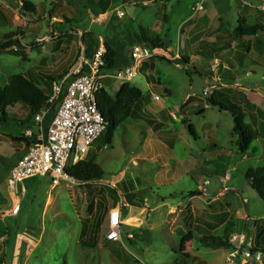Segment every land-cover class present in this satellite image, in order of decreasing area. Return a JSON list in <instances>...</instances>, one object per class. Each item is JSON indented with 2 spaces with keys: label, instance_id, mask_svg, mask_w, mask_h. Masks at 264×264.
I'll list each match as a JSON object with an SVG mask.
<instances>
[{
  "label": "rangeland",
  "instance_id": "1",
  "mask_svg": "<svg viewBox=\"0 0 264 264\" xmlns=\"http://www.w3.org/2000/svg\"><path fill=\"white\" fill-rule=\"evenodd\" d=\"M30 1L39 8L36 14L22 12L20 0H0V41L7 43L15 38L19 39L26 50L25 58L6 52L0 53L1 88L12 75L34 70L43 57L47 58L46 66L49 70L63 76L76 64L81 53H86L87 48L82 45L80 38L84 33L83 27L89 24L92 41L96 39V34L107 36L104 25L90 22L88 17L83 22L80 21L81 23L73 16L72 20L75 21H63V9L56 0ZM72 1L82 8L81 0ZM197 1L175 0L165 11L169 22L161 21L163 26L157 32L162 38H169L174 48L179 47L180 25L190 15L191 7ZM177 3H180V8L175 7ZM134 7L141 14L133 24L139 21L152 25L155 18H159L145 13L143 8L146 6ZM153 7L150 4L147 10ZM49 9L51 15H48ZM206 11L208 19L205 18L204 29L199 32L194 15L195 19H192L196 20V24L185 35L190 39L187 40L188 48L186 49L185 42L180 43V53L193 58L192 63L189 66L187 64L188 74L179 69L183 64H171L168 60L156 58L154 76L160 78L162 85L172 87L173 100H180L178 95L181 93H190L193 94L192 97L200 98V103L205 104V99L215 91H223L230 97L238 88H243L264 110V62H260L261 66L247 68L241 65V62L246 63L247 58L256 60L258 55L264 56V31H259L256 38L231 36L239 17L243 18L245 26L257 23L264 26V0H203V9L199 12ZM20 30L23 32L22 37L19 36ZM215 33L228 36L232 41L231 46L223 49L222 41L215 42ZM199 39H202L200 44ZM58 42L61 45L54 49L53 45ZM195 43L198 45L196 48ZM7 49H14V46ZM115 62L118 66H124L129 64L130 59L120 52ZM249 70L250 73H247ZM147 71L152 69L148 68ZM142 74L143 69L130 82L140 86L144 100L148 101L154 93L149 92ZM205 87L211 91L208 95L203 94ZM154 90L164 101L163 89L156 85ZM6 110L12 117L0 126V264H222L227 248L208 247L199 237L212 235L224 238L225 227L216 231H203V225L197 220H208L204 214L208 208L207 202L217 198L230 204V211L234 216L231 230L240 228L247 241L253 245H258L257 241L264 235V225L261 224L264 220L252 221L254 218L264 217V202L249 186L244 176L248 169L263 163L264 141L259 142V139L264 138V121H260L257 127L261 138L254 140L248 149L249 153L243 156L232 142V118L229 114L219 113L216 109H209L204 115L194 113L187 118L194 127L196 139L187 129H181L178 135L184 140L174 139L170 150L160 144L155 145V151L162 154L163 158L153 162H133L132 157L136 149L141 147L140 140L143 138L142 121L127 119L116 128L109 145L102 138H98L85 157L86 160L92 159L103 170L102 179L78 182L70 178L71 180L52 186L49 177L35 175L20 182L16 191H11L8 186V173L24 152V143L14 142L10 137L18 138L27 130L16 121L27 119L28 111L21 103ZM203 121L212 123L216 142L227 150V154L222 155L225 174L220 179L221 185L213 189L211 196H204V202L196 195L191 200V207H174L162 212L160 217L163 220L164 216L168 219L164 220L166 228L162 229L158 221L146 217L147 209L152 208L155 203L160 204L162 197L170 203L187 204L190 197L188 193L200 190L199 183L203 180L202 175L197 174L200 169L192 168L191 173L183 172L191 168L184 161L187 147H191L192 153L209 148L207 136L200 134L198 130ZM252 149L254 152L250 153ZM206 178H211L209 181L213 182V177ZM121 179L131 187L136 199L143 201L142 204H136L134 212L138 218L137 226L143 227L145 221L146 225L139 230L124 226L121 240L114 241L106 236L108 223L105 220L99 232L95 231L94 223L97 217L102 215L104 218L105 214L100 210L99 202L112 205L108 186ZM15 192L19 200V210L16 213L12 211L17 198ZM122 208L124 216H128L125 207ZM237 210L244 212L236 214ZM83 222L86 223L83 237L86 245L79 242ZM151 224L155 225L151 227ZM183 224L192 230V238L186 239L187 237L179 233L184 227ZM233 231L225 236L229 238ZM128 232L133 237L126 235ZM192 255L199 256V259H191Z\"/></svg>",
  "mask_w": 264,
  "mask_h": 264
},
{
  "label": "crops",
  "instance_id": "2",
  "mask_svg": "<svg viewBox=\"0 0 264 264\" xmlns=\"http://www.w3.org/2000/svg\"><path fill=\"white\" fill-rule=\"evenodd\" d=\"M28 1H30V0H28ZM174 1L175 0H81V2L83 4L82 8H81V7L76 6L72 0H62V3L57 2V0H56V3H58V6L62 5L65 8H67L66 9L67 16L71 20H72V16H73V18H75V20H77L78 22H80V21L83 22L88 17V18H90V22L96 23L97 25H101V26L104 25V29L107 31V36H101L100 34H96L94 37V39L95 38L96 39L94 41H92V39H91V36H92V30L90 28L91 24H89V26H87V27H83L84 33H89L85 37L86 42H87V46H85L87 48L85 55L87 57H91L93 50L98 47V45H99L98 38H102L103 41L108 42L110 44V46L116 52L115 58L118 55V53H120V52L124 53L126 56L129 57L128 51L133 45H136V44L143 45V41H142V38L140 35L139 28H144L147 30V31L142 33L147 40L153 39L156 35L158 38L165 41V46H161L158 48L167 50L168 54H169L168 57L165 56V58H162L161 56H153L150 59H148L147 61L143 62L141 65H139L138 69H137V73L138 72L140 73L141 69L144 70V74H142L143 78L146 81V85L148 86L149 92L154 93V95L151 98H149L148 101H145L144 95H142V98L139 100V102L137 104V108L135 110L134 117L129 118V120H141L142 121L141 129L143 130V132H141V135L143 138L140 140L141 147L136 149V151H135L136 153L132 157L133 162H137L140 160L147 161V162H153V161L159 160L160 158H163L162 154L155 151V149H154L155 145L160 144L162 147H166V148H168V150H170L171 145L174 142V139H176V138L181 139V137L178 135V133L181 129L182 130L187 129L188 133L191 136H193L194 139H196V132H195L194 127L191 124V122L190 123L188 122L189 120H188L187 116L192 115L194 113H199V114L204 115L207 112V110H209V109H211V110L216 109L219 113H221V111H219L218 108L210 106L209 104H207L208 98L205 99V104H203L202 102L201 103L199 102V101H201L200 98L192 97L193 94H190V93H185V94L181 93L180 95H178L179 96L178 98L180 100H178V99L173 100L172 99L173 98L172 87L167 86V85H162L160 83V78L154 76V71L156 70V62H157L156 58L168 60V62L171 64H174L175 63L174 61H177L178 63H176V65L179 63L182 64L183 58L188 60V66L192 63L193 58L191 59L187 54L180 53V51L182 50L180 43H181V41L185 42L186 43L185 47L187 49L189 46L187 44V40H190V39H188L187 38L188 36H185V35H187L188 32L191 31L192 25L195 26V24L197 22L199 32H201L204 29L203 24H204L205 20L208 19V18H206V16H208L206 14L207 11L204 13H201L202 12L201 11L199 13L197 12L198 14L197 13L195 14V18L197 19V21H196V20H194L195 19L193 17L194 14H192V11H191L190 15L187 17L185 22L182 25H180L179 47L174 48L172 46L169 38L168 39L162 38L159 35V33L157 32V29L160 30L161 27L163 26L162 22H164V23L169 22V18H168L165 11H167V7L169 5L172 6V4H174ZM51 2H53V1H51ZM31 3H33L35 5L37 12H38V9H39L38 6L34 2H31ZM150 4H153L154 7H153V9L147 10ZM179 4L180 3H177L175 5V7L178 6L180 8ZM138 5H142V7L146 6L145 8H143V10H146L144 12L147 13L149 16L154 15L155 17H159V18L158 19L155 18L152 25H148L145 23L143 24V23H140L139 21L137 24H133V22L135 21L137 16H139L141 14L140 11L136 12L134 10V8H135L134 6H138ZM70 10H71V12H70ZM118 12H122L123 16L119 17L117 15ZM192 18H194V19H192ZM75 20L73 19L72 21H75ZM192 21H194V22L196 21V22L194 23ZM214 36H215V39H214L215 42L222 41V48L223 49H227L231 46L230 45L229 47H227L226 42L220 39L221 36H224L230 40V38L228 36H226L224 34H218V33H215ZM231 36L234 38L232 32H231ZM201 40L202 39H199V44H200ZM126 43H128V44L126 45ZM231 44H232V41H231ZM53 46H55V45H53ZM147 47H149V46H147ZM194 47L196 48V47H198V45L194 46ZM149 48H151V47H149ZM175 55H178V57L176 58ZM192 55H194V53H192ZM115 58H114V62H115ZM173 58H175V59H173ZM260 62H264V56L258 55L256 60L247 58L246 63L241 62V65L244 66L245 68L250 67V66H261ZM127 65H124V66H127ZM114 66H115V69L119 68V67H123L121 65L118 66V64L116 62L114 64ZM188 66L182 67V68L178 67V68L182 69V70H186V68ZM148 68H151L152 71H147ZM250 71L251 70H249V72H247V73H250ZM137 73H136V75H137ZM132 79L128 80V82L131 83L130 81H132ZM123 82H125V81H120V80L116 79L113 75H108V76L104 77V79L102 80V83H103L102 87L110 95H114V94H116L120 85ZM131 84L140 88V86H138V84H135V83L134 84L131 83ZM156 85H159L163 89L164 97H165L164 101H162V97L159 94H156V92H153V91H155L154 89L156 88ZM235 86H237V85L235 84ZM237 90L238 91L237 92L235 91L234 95H232V96L230 95V97H228L227 93H225L223 91H215V93H213L214 99L216 100V102H223L227 98L231 99V100L239 101L240 97H242V95H244L246 97L247 102L254 104L258 109L262 110V108L259 105H257L250 98L249 94L246 93L243 90V88H238ZM155 96H159L160 99L155 100L154 99ZM170 100H171V102H170ZM243 107L245 109H247V106H243ZM262 111L264 112V110H262ZM249 116H251V119L255 125L254 127H256V129H257L258 123H260V121L263 122V120L260 118V116L256 110L250 111ZM249 116L246 115V117H245V121L248 124H250ZM48 120H49V115L45 116L42 119L41 126L45 127L48 123L47 122ZM188 125H191L193 133H191L189 131ZM212 127H213V125L209 121H203L198 126L199 133L200 134L204 133L207 136V139L209 142L208 143L209 148L207 150L202 149V150H199L195 153H192L193 151H192L191 147H187L188 152H187V149H185L187 157L184 159V161L188 163L187 167H191V168H189V170L186 169L183 173H191L192 168L193 169H197V168L200 169V171L197 174L202 175L201 177L203 180H202V182L199 183L200 190L197 191V193H198L197 197H201L200 199L203 202H204V198H205L204 196H211L213 189L220 187V185H221L220 179L223 178V176L225 174V172H223V168H224L225 163H224V159L222 158V155L227 154V150H225V148L220 147L218 145V143L216 142L215 134H213V132H212ZM29 130H31L32 132L36 131V128H34V124L31 127V129H29ZM25 137L28 138L30 141H32L31 144L35 141V139L32 137H27V136H25ZM232 138H233V136H232ZM259 138H261V136H258L257 140ZM181 140H184V139H181ZM261 141H264V138L259 139V142H261ZM232 142L234 143V139L232 140ZM27 147L24 145V152L26 151ZM137 150H139V151H137ZM22 154H21V156H22ZM243 156H245V155H243ZM17 160H16V162H17ZM190 163H192V165H190ZM9 172H10V170H9ZM8 176H9V173H8ZM206 176L213 177L214 179H213V182L210 181L209 185L205 188V190H203L202 189V188H204L203 183L206 179H208V178H206ZM210 179H208V180H210ZM110 188L116 189V194H117V199H118L116 203L120 202L122 204V206L125 207L124 209L126 210V213L128 215V216H124L123 208H121L122 218H124V219L127 218V221L125 222V224H123L121 226V235H122V228L124 226L134 227L136 230L143 228L146 225V221H145V225L143 227L137 226L136 220L138 218L134 212V209H136V204L138 202L140 204H142L143 201L140 199H138V200L136 199V196L133 193V190H131V187H129L126 184V182L122 179L119 180L118 182L111 183ZM190 193L191 192L188 193L189 196H190ZM195 196L196 195L190 196L189 200H188L189 202L187 204H184V205L178 204V203L177 204L170 203L167 199H165V197H162L160 199L161 200L160 204L155 203L152 206V208L147 209L146 217L149 219L153 218L156 221H158L159 222L158 224H160L162 226V229L166 228L165 227V221H167L168 219L164 216V220H165L164 221L160 217L161 213L165 212V211H169L174 207H181V206L182 207H191L190 206V205H192L191 200ZM16 201H19L18 197L15 198L14 202H16ZM115 204H112L111 206H107L105 203H102L100 210L102 209L105 213L104 218L102 217V215H100V217H99L102 219V222H104V220H105V222L107 223L108 216H109V210L112 207H114ZM229 205L230 204L227 201H225V203H223L220 201L219 198H217L213 201H210L209 203L207 202L208 208H206V212L204 214H206V217L208 218V220L202 222L201 220L197 219L199 221L198 223H201L203 225V228H205V229L202 228V230L203 231L204 230H206V231H214L215 230L216 231L219 228L225 227V230H224L225 235H227L230 231H233V230H231V227H232L233 222H234V216L230 211L231 208ZM242 212H244V211H242ZM242 212H241V210H237L235 213L236 214H242ZM237 218H239V217H237ZM128 219L130 220V222H128ZM254 219L255 220H252V221L255 222L257 220H264V217L260 216L259 218H254ZM195 220H196V218H195ZM102 222H101V225L104 224ZM256 224H257V222H256ZM261 224L264 225V223H261ZM94 225H95V223H94ZM154 225L155 224H151V227H153ZM183 225H184V227H182L179 230V233H182V235L185 238L187 237L186 239L192 238L193 237L192 230L190 231L189 229L186 228L185 224H183ZM94 229H95V227H94ZM94 229H93V231H94ZM100 230H101V228H100ZM188 231H189V233H188ZM235 231H237V232H235ZM190 232H191L192 236L190 235ZM234 232L237 234L244 235V233H241L242 230L240 228H237V229L235 228L234 231L231 233L234 234ZM80 233H81V231H80ZM129 233H131V232H128L127 234H129ZM199 234H200V232L197 233V235H199ZM233 234H230V236ZM187 235H190V236H187ZM79 236H80V234H79ZM132 236H133V234H132ZM203 236H208V235H201V237H203ZM230 236H229V238H230ZM201 237H199L200 240H201ZM79 242H80V240H79ZM257 242H258L257 244L259 246L264 247V235H263L262 239L260 241H257ZM227 252H228V249L226 250V253ZM226 253H225V255H226ZM225 255H224V257H225ZM184 256H187V255H184ZM194 257H199V256L192 255L191 259H194ZM195 260H197V259H195Z\"/></svg>",
  "mask_w": 264,
  "mask_h": 264
},
{
  "label": "built area",
  "instance_id": "3",
  "mask_svg": "<svg viewBox=\"0 0 264 264\" xmlns=\"http://www.w3.org/2000/svg\"><path fill=\"white\" fill-rule=\"evenodd\" d=\"M202 9L203 0H198L191 7L194 15ZM117 15L121 17L123 13L118 12ZM98 43L91 57L81 53L76 64L53 83L49 102L54 109L51 112L42 111L35 116L36 131H24L25 136L32 137L35 141L10 169L8 186L11 191H16L20 182L35 175L49 177L52 186L71 180L66 168L85 159L94 142L105 131V122L96 103V93L102 88L104 77L113 75L120 81L131 80L143 62L153 56L169 55L165 49L136 44L128 51L130 62L127 66L106 70L103 39L98 38ZM210 92L208 87L203 90L204 95ZM154 99L158 100L160 97L155 96ZM47 115L49 120L43 127L41 121ZM209 183L208 179L204 181L203 190ZM121 208L122 204L118 202L109 210L106 232L109 240H121V226L126 222L122 218ZM18 210L19 203L13 212ZM127 235L133 237L132 234ZM229 241L232 247L228 249L223 264H264V250L256 248L244 235L234 233Z\"/></svg>",
  "mask_w": 264,
  "mask_h": 264
},
{
  "label": "trees",
  "instance_id": "4",
  "mask_svg": "<svg viewBox=\"0 0 264 264\" xmlns=\"http://www.w3.org/2000/svg\"><path fill=\"white\" fill-rule=\"evenodd\" d=\"M21 1V11L27 14H36L37 9L33 3L28 0ZM57 2L62 3V0H57ZM61 7V18L63 21L72 22V20L67 16V11L64 6ZM71 12V10H70ZM48 15H51V10L48 11ZM140 35L143 41V45H147L151 48L165 46V41L158 38L156 35L153 39L147 40L143 32L147 31L144 28H139ZM259 31H264V26L262 24H254L251 26H245V22L242 17H239L234 27L232 34L234 38H243L244 36H251L256 38ZM89 33H83L81 35V43L83 46H87L86 35ZM20 37L23 36V32L20 30ZM221 40L226 42V46L231 45V41L224 36H221ZM61 45L60 42L56 43L53 48L57 49ZM9 46H14V49H7ZM105 53L103 59L105 62L104 69L113 70L115 69L114 58L116 55L115 50L110 46L108 42L104 41ZM9 53L14 56H19L25 58L26 50L25 47L21 45L19 39H13L9 42L0 41V53ZM165 58L164 56H161ZM47 58L43 57L40 59L39 64L34 67V70H28L23 74H14L10 77L7 84L4 87H0V126L6 124L8 120L12 117L10 113L8 114L7 108L14 107L17 103H21L26 106L28 111V117L25 120H17L23 129L31 128L35 121V116L40 114L42 111L51 112L54 107L49 102V99L53 91V83L61 79V75L56 74L48 69L46 66ZM178 63L177 61H174ZM183 67H186L188 60H182ZM47 68V69H45ZM185 72L188 74L187 69ZM143 92L140 88L132 85L128 81L123 82L116 94L110 95L103 87L96 93V103L97 107L102 113L105 122V131L98 138H102L104 143L109 145L114 136L117 127L122 125L127 119L133 118L137 104L142 98ZM207 104L210 106L218 108L221 112H226L232 118V136L234 139V144L242 155L249 153L248 149L252 145L253 141L259 136V133L254 127V123L251 119L250 111L256 110L260 118L264 121V112L258 109L254 104L246 101V97L242 95L239 101L225 99L223 102H216L213 93L208 97ZM243 106H247L245 109ZM246 115L250 118V124L245 121ZM31 121H30V119ZM48 122V121H47ZM188 129L193 133L191 125H188ZM97 138V139H98ZM14 142H21L27 147L31 144L28 138L24 136L23 133L20 134L18 138L10 137ZM254 149L250 151L253 153ZM66 172L69 177L78 182H89L92 180L102 179L104 172L92 159H83L74 165H70L66 168ZM244 176L249 182L250 187L256 192L258 197L264 202V160L262 165L250 168L245 173ZM108 193L112 204L117 202L116 189L108 187ZM197 191L191 192L190 196L197 195ZM102 203L99 202V207ZM102 219L97 217L95 221V231L99 232L101 228ZM86 223H82L81 233L79 236L80 243L86 245L83 241L85 233ZM188 229V225L186 226ZM189 233V231H188ZM208 247L218 248L225 247L230 249L232 247L229 242V238L215 237L212 235L201 237ZM256 248H261L264 250L263 246L256 245ZM198 260V257H194Z\"/></svg>",
  "mask_w": 264,
  "mask_h": 264
},
{
  "label": "bare ground",
  "instance_id": "5",
  "mask_svg": "<svg viewBox=\"0 0 264 264\" xmlns=\"http://www.w3.org/2000/svg\"><path fill=\"white\" fill-rule=\"evenodd\" d=\"M17 202H18V201H16V202H15L13 209H14V208H15V206L17 205ZM12 211H13V210H12ZM128 222H130V220H129V219H128Z\"/></svg>",
  "mask_w": 264,
  "mask_h": 264
}]
</instances>
